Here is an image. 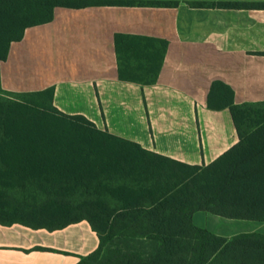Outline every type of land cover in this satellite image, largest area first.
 I'll use <instances>...</instances> for the list:
<instances>
[{"label": "crops", "instance_id": "1", "mask_svg": "<svg viewBox=\"0 0 264 264\" xmlns=\"http://www.w3.org/2000/svg\"><path fill=\"white\" fill-rule=\"evenodd\" d=\"M129 1L57 7L52 21L27 28L11 44L0 63L1 88L18 94L52 89L53 106L64 114L82 115L100 130L180 163H215L240 136L229 108H210L213 84L229 86L237 105L264 103V8ZM117 35L167 42L155 82L126 77ZM11 195L13 217L0 221V264H80L99 248L87 220L56 225L44 213L55 208L49 192ZM192 221L227 242L264 237L260 220L199 210Z\"/></svg>", "mask_w": 264, "mask_h": 264}, {"label": "trees", "instance_id": "2", "mask_svg": "<svg viewBox=\"0 0 264 264\" xmlns=\"http://www.w3.org/2000/svg\"><path fill=\"white\" fill-rule=\"evenodd\" d=\"M128 3L0 0V63L27 28L52 21L57 7ZM116 44L127 78L156 81L167 42L117 35ZM211 93L210 108L230 109L240 143L209 166H191L60 112L52 89L18 94L0 86V221L13 217L12 191L39 189L53 197L55 208L44 213L56 225L87 220L97 232L99 248L80 264H264V237L227 242L192 221L199 210L264 221V103L237 105L221 82Z\"/></svg>", "mask_w": 264, "mask_h": 264}, {"label": "rangeland", "instance_id": "3", "mask_svg": "<svg viewBox=\"0 0 264 264\" xmlns=\"http://www.w3.org/2000/svg\"><path fill=\"white\" fill-rule=\"evenodd\" d=\"M77 2H80V1H82V0H76ZM120 1H129V0H120ZM132 1H143V0H132ZM196 1H190V4H192V3H195ZM216 1L215 0H209V3H215ZM263 110H264V107L262 108ZM0 217H2V216H0ZM2 218H4V216L2 217ZM118 240L119 239H117V238H114V240L109 244V246H111V245H115L117 242H118ZM119 243H121V241L119 242Z\"/></svg>", "mask_w": 264, "mask_h": 264}]
</instances>
